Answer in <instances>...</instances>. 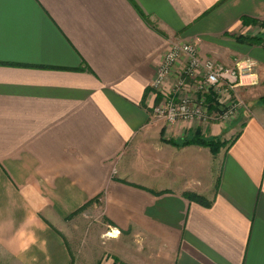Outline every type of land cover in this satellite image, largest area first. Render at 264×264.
Segmentation results:
<instances>
[{"label":"crops","instance_id":"0c3cea01","mask_svg":"<svg viewBox=\"0 0 264 264\" xmlns=\"http://www.w3.org/2000/svg\"><path fill=\"white\" fill-rule=\"evenodd\" d=\"M244 17L264 0H0V264H72L88 237L81 264H264V44L238 39L264 28ZM180 42L256 62L235 119L153 114ZM197 136L227 145H178Z\"/></svg>","mask_w":264,"mask_h":264},{"label":"built area","instance_id":"2783aa9c","mask_svg":"<svg viewBox=\"0 0 264 264\" xmlns=\"http://www.w3.org/2000/svg\"><path fill=\"white\" fill-rule=\"evenodd\" d=\"M179 63L183 65L181 71L172 89L168 90L171 75ZM256 79V62L251 58H241L233 66H227L201 57L196 44L175 43L164 55L152 82V87L164 97L154 107L153 114L170 125L193 120L202 123L232 121L238 116L242 103L231 98V91L240 85H253ZM181 90L184 96L178 97ZM210 96L220 110H211Z\"/></svg>","mask_w":264,"mask_h":264},{"label":"trees","instance_id":"16d2710c","mask_svg":"<svg viewBox=\"0 0 264 264\" xmlns=\"http://www.w3.org/2000/svg\"><path fill=\"white\" fill-rule=\"evenodd\" d=\"M243 24L244 25H259L264 27V22L244 17L243 18ZM239 40H242L244 42H249L250 44H257L261 45L264 44V38L261 36H239ZM209 101L211 102V108L216 109L217 108V103L213 101L212 97L209 98ZM188 144H197V145H202V146H207L209 147L212 152L217 153L221 150V148L225 147L227 145L226 141H221L217 138H202L200 136L194 137V138H185L181 144L178 145H188ZM190 199L199 201L204 204H209L206 199L203 197L196 195V194H186Z\"/></svg>","mask_w":264,"mask_h":264},{"label":"rangeland","instance_id":"374dc122","mask_svg":"<svg viewBox=\"0 0 264 264\" xmlns=\"http://www.w3.org/2000/svg\"><path fill=\"white\" fill-rule=\"evenodd\" d=\"M260 28H264V27L260 26ZM240 41L244 43V41H242V40H240ZM78 218H79V215H77V214H74V215L71 216V220L72 221H74V220H77L78 221ZM86 219L88 221H90L92 224H94L95 221H99V215L98 214H95L94 212L93 213H89L87 215ZM105 223H107L106 219H104V224ZM87 231H90V230H87ZM98 231H100L99 228H97V234H98ZM91 234L93 235L92 237L94 238V236L96 235V232L92 229L91 230ZM108 234H109V232H108ZM108 234H107V237H104V241L105 240H108L109 237H112V236H109ZM91 246L93 247L94 245L93 244H90L89 237H88L87 240L86 239H84L82 241L80 240V241H77V243L72 244V250H73L72 253L74 254L73 255L74 262L72 264H81V263H83L82 262V259H80L83 256V251H85V249H88Z\"/></svg>","mask_w":264,"mask_h":264},{"label":"bare ground","instance_id":"6f19581e","mask_svg":"<svg viewBox=\"0 0 264 264\" xmlns=\"http://www.w3.org/2000/svg\"><path fill=\"white\" fill-rule=\"evenodd\" d=\"M116 232H119V231H116ZM108 235H109V236H112L113 234H112V233H109Z\"/></svg>","mask_w":264,"mask_h":264}]
</instances>
